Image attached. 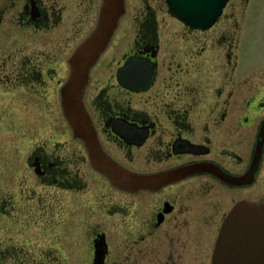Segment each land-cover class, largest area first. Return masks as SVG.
Returning <instances> with one entry per match:
<instances>
[{
    "label": "flooded vegetation",
    "instance_id": "1",
    "mask_svg": "<svg viewBox=\"0 0 264 264\" xmlns=\"http://www.w3.org/2000/svg\"><path fill=\"white\" fill-rule=\"evenodd\" d=\"M101 2L0 0V264H211L231 208L264 203V58L249 57L258 5L228 0L199 28L166 0H124L83 108L109 159L175 175L126 190L92 165L62 108ZM18 110L53 118L26 154L7 152L10 133L25 135Z\"/></svg>",
    "mask_w": 264,
    "mask_h": 264
},
{
    "label": "water",
    "instance_id": "2",
    "mask_svg": "<svg viewBox=\"0 0 264 264\" xmlns=\"http://www.w3.org/2000/svg\"><path fill=\"white\" fill-rule=\"evenodd\" d=\"M166 2L169 11L185 24L207 28L221 14L227 0ZM124 11V0H102L95 28L70 58L71 73L61 88V98L74 135L88 143L92 165L116 187L139 190L161 186L175 175L135 174L109 159L98 147L81 99L89 70L106 48ZM190 170L193 168L182 169L181 173ZM211 264H264V203L241 200L231 208L219 229Z\"/></svg>",
    "mask_w": 264,
    "mask_h": 264
},
{
    "label": "rangeland",
    "instance_id": "3",
    "mask_svg": "<svg viewBox=\"0 0 264 264\" xmlns=\"http://www.w3.org/2000/svg\"><path fill=\"white\" fill-rule=\"evenodd\" d=\"M253 4L258 5V13L261 15V22L249 45V57L256 60L264 58V0H253ZM128 12H130V10H128ZM15 114L18 115L19 122L24 125L25 135L23 137H18L10 133L7 139V152H13L17 146L19 152L26 154L30 150L31 145L35 142L50 138L46 133L44 123H42V118L45 116L44 112L38 111L30 113L28 111H19L18 113L15 112ZM48 116H45V118L47 119L50 117L53 119L51 116ZM60 135L64 137L63 134ZM17 140L20 141L18 144L16 143ZM34 140L36 141L34 142Z\"/></svg>",
    "mask_w": 264,
    "mask_h": 264
}]
</instances>
